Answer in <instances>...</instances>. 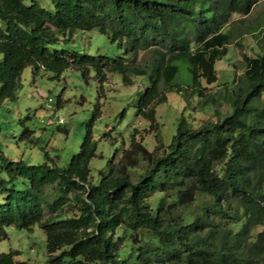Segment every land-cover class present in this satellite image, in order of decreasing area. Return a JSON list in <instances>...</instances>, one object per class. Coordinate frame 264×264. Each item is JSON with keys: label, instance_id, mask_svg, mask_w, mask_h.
<instances>
[{"label": "trees", "instance_id": "16d2710c", "mask_svg": "<svg viewBox=\"0 0 264 264\" xmlns=\"http://www.w3.org/2000/svg\"><path fill=\"white\" fill-rule=\"evenodd\" d=\"M41 1L0 0V109L17 98L28 66L34 77L43 70L55 78L74 68L85 81L93 70L101 94L107 73L118 72L126 85L134 76L149 79L136 108L154 130L157 106L167 93H182L175 79L186 60L192 94L214 117L197 126L182 113L170 143L153 151L135 129L97 181L92 122L67 168L0 154V241L8 227L38 225L51 264H264V37L256 36L255 57L244 56L242 75L210 87L216 62L259 31L230 30L233 16L250 15L259 0H50L53 9ZM77 30H98L124 46L130 61L57 48ZM154 45L153 60L139 64V52ZM19 254L0 253V264H29L16 261Z\"/></svg>", "mask_w": 264, "mask_h": 264}, {"label": "rangeland", "instance_id": "374dc122", "mask_svg": "<svg viewBox=\"0 0 264 264\" xmlns=\"http://www.w3.org/2000/svg\"><path fill=\"white\" fill-rule=\"evenodd\" d=\"M41 3L53 9L50 0H42ZM251 27L259 29L256 35H243L240 45L231 46L227 55L216 62L218 79L210 86L211 90L215 91L223 84H232L235 77L242 75L246 69L244 56L255 57L259 53L256 36L264 37V0H259L250 15H234L230 23V30L233 31ZM61 40L57 48L71 52L123 57L127 62L131 58L124 46L121 47L98 30H77ZM157 46L140 51L138 63L144 66L151 62L153 49ZM178 65L180 71L175 83L181 86L182 93H167V101L157 106L158 127L154 130H149V121L137 114V103L149 86V79L145 76H134L133 83L126 85L120 73L108 72L104 93L101 94L93 70L85 81L81 72L74 68L66 70L60 78H55L53 73L43 70L34 77L32 67H26L17 98L7 100L0 109V154L9 161H24L27 166L48 162L67 168L72 158L79 154L88 124L92 122L98 156L92 159L90 168L92 179L97 181L101 178V172L107 171L112 162L117 163L123 151L129 148L135 129L139 130L137 140L153 151L157 145L170 143L182 113L197 126L214 117L210 108H199V98L196 93L192 94L189 63L182 60ZM202 85L207 86L205 82ZM97 106L100 114L93 121ZM16 185L23 187V181H17ZM46 193L49 200L54 199L50 187H47ZM4 199L5 195L0 193V203ZM50 214L45 207V218ZM7 232L8 239L0 241V253L19 251L16 261L51 264L47 236L38 225L31 230L8 227ZM128 241L129 235L125 243ZM65 262L71 264L69 259H65Z\"/></svg>", "mask_w": 264, "mask_h": 264}]
</instances>
